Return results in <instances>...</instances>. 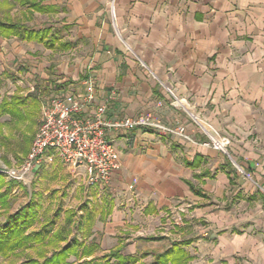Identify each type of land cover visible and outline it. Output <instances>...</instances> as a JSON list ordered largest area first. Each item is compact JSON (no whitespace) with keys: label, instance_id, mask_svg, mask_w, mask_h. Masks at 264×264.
Listing matches in <instances>:
<instances>
[{"label":"crops","instance_id":"crops-1","mask_svg":"<svg viewBox=\"0 0 264 264\" xmlns=\"http://www.w3.org/2000/svg\"><path fill=\"white\" fill-rule=\"evenodd\" d=\"M38 1L43 12L0 0L1 20L56 38L47 48L0 35L1 83L11 74L40 109L49 93L70 99L89 81L108 119L151 115L184 130L111 133L118 168L105 185L86 188L87 168L54 161L80 187L76 228L94 250L81 259L121 247L149 262L172 250L186 264H264V196L237 173H264V0ZM190 115L229 141L227 155Z\"/></svg>","mask_w":264,"mask_h":264},{"label":"rangeland","instance_id":"rangeland-1","mask_svg":"<svg viewBox=\"0 0 264 264\" xmlns=\"http://www.w3.org/2000/svg\"><path fill=\"white\" fill-rule=\"evenodd\" d=\"M16 3L12 4L15 6L13 11L16 15H21L24 8ZM5 8L0 7V14ZM42 19L41 16L36 15V20L42 21ZM1 78L0 232L6 229V225L11 228L8 234L18 233L13 229H20L21 233L11 237L8 243L10 246L27 235L31 236V241L20 248L8 245L0 248V264H26L31 260L37 264H43L45 259L64 246L65 240L69 243L75 238L81 241L79 244L82 243L80 229L76 228V222L80 220L79 214L76 215L79 204L75 203L73 192L77 189L79 193L80 187L70 179V173L59 162H54L48 169L30 175L24 181H16L9 177L8 172L19 169L27 157L38 129L40 109L37 102H33L30 97H25L30 95L25 88L15 85V79L11 74L1 75ZM16 100L19 102L25 100V105H16L14 103ZM262 160L264 157L259 162H263ZM54 165H58L56 168L58 171H51ZM237 173L239 179L243 182L248 181L264 196L263 171L257 172V176H248L242 170H238ZM242 206L245 207V204ZM18 212H22L20 217H24L19 219L14 217V214ZM60 235L64 241L58 239ZM82 248V244L75 246V250L71 251L68 257L65 256L66 259L64 258L63 261L68 264H119L116 258L110 256V253L121 255V247L106 253L104 257H99L97 261L96 259L82 260L81 258H84L81 255ZM84 248H87V245ZM129 258L134 261L126 259L123 264H151L155 261V258L150 262L147 259L142 261L140 255ZM164 264L173 263L167 259ZM177 264H186L185 258Z\"/></svg>","mask_w":264,"mask_h":264},{"label":"built area","instance_id":"built-area-1","mask_svg":"<svg viewBox=\"0 0 264 264\" xmlns=\"http://www.w3.org/2000/svg\"><path fill=\"white\" fill-rule=\"evenodd\" d=\"M167 92L175 105L184 108L169 89ZM95 101V91L89 81L86 82L84 92L70 99L49 93L40 106L38 129L27 157L19 169L8 172L9 177L24 181L33 174L35 168L50 166L58 160L65 166L87 168L89 174L85 180L86 188L105 185L112 172L118 168L111 133L144 127L184 136L182 128L166 129L158 118L151 115L137 119H108V98H104L99 104H95ZM94 104L96 106L92 115L84 116L85 111ZM190 117L206 136L205 145L227 155L229 141L209 125L199 123L192 115Z\"/></svg>","mask_w":264,"mask_h":264},{"label":"trees","instance_id":"trees-1","mask_svg":"<svg viewBox=\"0 0 264 264\" xmlns=\"http://www.w3.org/2000/svg\"><path fill=\"white\" fill-rule=\"evenodd\" d=\"M18 1L20 2V4L28 5L29 8H32L36 10L37 12H43V8L40 5V1L38 0H18ZM0 35L3 37L13 36V37H16L22 40L35 41L37 43L42 44L43 46L47 48H53L56 42V38L53 35L52 30L50 28L34 30V29H30L26 27L24 24L14 23L10 19H2V20L0 19ZM66 46L67 45H64V44L58 45V47L60 48H66ZM14 103H16V105L24 104L23 101L19 102L17 100ZM22 214H23L22 212H18L14 214V217L18 219L23 218L24 216L20 217V215ZM5 227L6 229L0 232V248H5L6 245H8L9 241L11 240V237L15 236L16 234L21 233L20 229H13L14 231L16 230L18 233L12 232L8 234L11 228L9 225H6ZM58 239L61 241H64L62 235L58 236ZM28 241H31V236L29 235L23 237L21 240H18L17 242H14L11 246L10 245L8 246L13 247V248H20L24 246L25 243H28ZM78 245L81 246V244L77 243V240L75 238H73L71 242L69 243L66 242L65 240L64 246L59 251H57V253L55 252L51 257L45 259L43 264H68L65 261H63V259L65 258V256L68 257V255H71L70 252L74 251L75 246H78ZM92 253H93V249L91 247L82 248L81 255H83L84 257H88ZM110 256L116 258V261L119 262V264H123L124 260L126 259H129V260L131 259V261H134L132 258L124 257L121 255H118L117 253L111 252ZM170 256H172V263H177V261H181L182 259H184L185 255L182 251L178 253H173L172 250H168L164 252L163 254L156 256L154 263H151V264H161V263L164 264V262L167 261V259H169ZM26 264H37V262H35L34 260H31V261H27Z\"/></svg>","mask_w":264,"mask_h":264}]
</instances>
